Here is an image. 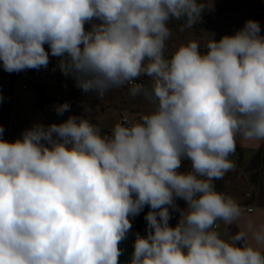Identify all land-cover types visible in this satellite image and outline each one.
<instances>
[{"label": "clouds", "instance_id": "obj_1", "mask_svg": "<svg viewBox=\"0 0 264 264\" xmlns=\"http://www.w3.org/2000/svg\"><path fill=\"white\" fill-rule=\"evenodd\" d=\"M213 8V0H0L5 72L56 58L84 94L128 85L152 105L109 133L83 114L90 108L35 123L14 141L0 125V264H120L129 234V264H264V222L227 239L217 230L242 208L214 183L235 167L238 139L264 141L261 25L248 19L203 51L197 40L167 51L171 21L193 28ZM146 206L144 232L133 231Z\"/></svg>", "mask_w": 264, "mask_h": 264}, {"label": "rangeland", "instance_id": "obj_2", "mask_svg": "<svg viewBox=\"0 0 264 264\" xmlns=\"http://www.w3.org/2000/svg\"><path fill=\"white\" fill-rule=\"evenodd\" d=\"M235 1L236 0H213V10L205 12L202 22L195 25L193 28H183V30H181L183 21H171L169 27L172 30V35L167 42V51L170 53L181 43H186L188 40H197L201 44L202 50H204V45L210 39L214 38L219 40L223 35L227 34L224 24L232 23L231 10L236 6ZM260 1L264 6V0ZM239 12L240 10L236 13L237 16H239ZM1 72L0 66V75ZM40 72V78L35 80L26 90L20 88L22 81L20 75L22 72L18 73L19 76L10 91V111L6 118L2 115L5 110L3 101L6 99L7 94L0 84V95L3 96V100L0 101V125H2L8 135H10L8 141H14L20 136L23 130L30 128L35 123H43L45 125L60 123L67 119L69 115L82 114L84 108L91 109L90 112L83 113L87 118L94 124H99L106 128L113 127L116 119L121 115L129 114L132 118L136 116L140 117L148 113L152 108L151 103L142 95L132 96L129 91H118L113 89L107 92L104 97H98L97 104L94 105L89 102L87 98H82L79 92L73 90L67 91L65 88L67 85L66 83L61 82L56 77L52 78L42 69ZM34 86L41 87L51 94L52 98L50 103H47L49 106L47 111L43 112L39 109L36 101L37 90ZM64 102L70 104V111L65 112L62 116H57L55 114V105ZM17 109L23 114L24 128H18L17 126ZM259 167L260 166H256L255 168L250 165L249 168L254 171ZM173 224H175V222H173Z\"/></svg>", "mask_w": 264, "mask_h": 264}, {"label": "crops", "instance_id": "obj_3", "mask_svg": "<svg viewBox=\"0 0 264 264\" xmlns=\"http://www.w3.org/2000/svg\"><path fill=\"white\" fill-rule=\"evenodd\" d=\"M235 2L236 6L231 10L232 23L224 24L226 33L233 34L243 27L246 20L257 17L256 21L260 23L261 32L264 34L263 3L260 0H236ZM239 10V16H237L236 13ZM263 144L264 141L238 139L236 152L229 157L234 161L235 167L223 178L214 181L218 191L233 197L242 208V215L234 224L225 225L222 221H218L217 230L225 239L229 234L244 229L249 221L256 224L264 222V165L254 171L249 168L251 158ZM184 166H188V163L185 162ZM184 206L185 203L181 207ZM248 208L252 210L248 211ZM177 218L178 213L173 222L176 223Z\"/></svg>", "mask_w": 264, "mask_h": 264}, {"label": "trees", "instance_id": "obj_4", "mask_svg": "<svg viewBox=\"0 0 264 264\" xmlns=\"http://www.w3.org/2000/svg\"><path fill=\"white\" fill-rule=\"evenodd\" d=\"M256 18L257 17H255L253 20H256ZM56 65H57L56 58H51V62L49 63L48 67L46 69H44V68H41V69L43 71H45L46 73H48L49 76H51L52 78L56 77L58 80H60L62 73L56 67ZM1 71L2 72L0 75V80H1L0 84L2 85L4 92L7 94L6 99H4V101H3L5 110H4V113L2 116H5V118H6V116L9 114V111H10V103H11L10 91H11L13 85L15 84L16 79L18 78L19 74L15 73V72L14 73L5 72L2 68V66H1ZM34 88L37 90L36 101H37V105H38L39 109L43 112L47 111V108H44V104L50 103L51 98H52L51 94L48 91H46L45 89H42L41 87L34 86ZM65 88L67 91L68 90L77 91V92H79V94H81L82 98L85 97V98H87V100L89 102L93 103L94 105L97 104L98 96L95 93L84 94V93H82V91L80 89L75 88L73 86H69V85H66ZM3 138L5 140H9V138H10V135H8L5 128H4ZM249 164L251 166H254V167L264 165V144L253 155ZM250 165H249V167H250ZM184 203L185 202L183 200H178V204L180 206H182ZM148 211H149V208L146 206L144 208V210L139 214V216H137L132 221V230L133 231H139L141 233L144 232L145 227H146V222L144 220V216ZM173 214H176V213H173ZM170 224L175 225V224H173L172 219L170 220ZM132 245H133V237L131 236V234H129V236L120 245V247L123 249V255L120 257V264H129V261L131 259V255H132V251H133Z\"/></svg>", "mask_w": 264, "mask_h": 264}, {"label": "built area", "instance_id": "obj_5", "mask_svg": "<svg viewBox=\"0 0 264 264\" xmlns=\"http://www.w3.org/2000/svg\"><path fill=\"white\" fill-rule=\"evenodd\" d=\"M51 74V73H50ZM40 75H41V72L40 70H35V69H31L30 71H23L20 75V78H21V85H20V88L23 89V90H26L28 89L31 84H33L35 82V80H38L40 78ZM60 81L61 82H64L66 83L67 85L69 86H73L75 87V81L71 78V77H66L64 76L63 74L61 75L60 77ZM137 82H142V83H145L147 84L148 83V79L146 77H141L140 80H138ZM77 88V87H75ZM128 88L129 86L128 85H124L122 87H119V88H113V90H118V91H128ZM48 104L45 103L44 104V108H48ZM16 114L18 115V123H17V126L18 128H24L25 127V124L23 122L24 120V117H23V114L21 111H19V109L16 110ZM56 114V112H55ZM57 115V114H56ZM58 116V115H57ZM125 117H128L130 119H133L129 114H124V115H121L119 116L116 121H115V124L117 122H120L122 121ZM139 117H135L134 119H138ZM98 125L99 127H101V129L105 132V133H109L111 128H106L104 126H101L99 124H96ZM188 166H184V169L187 170ZM248 211H251L252 208H248L247 209ZM176 219V214H173V218L172 220H175Z\"/></svg>", "mask_w": 264, "mask_h": 264}]
</instances>
